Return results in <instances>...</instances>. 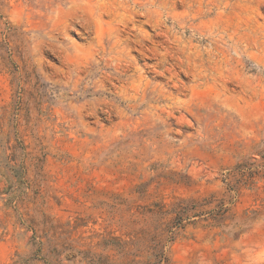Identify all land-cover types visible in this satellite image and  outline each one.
Returning a JSON list of instances; mask_svg holds the SVG:
<instances>
[{"label":"rangeland","instance_id":"obj_1","mask_svg":"<svg viewBox=\"0 0 264 264\" xmlns=\"http://www.w3.org/2000/svg\"><path fill=\"white\" fill-rule=\"evenodd\" d=\"M0 264H264V0H0Z\"/></svg>","mask_w":264,"mask_h":264}]
</instances>
